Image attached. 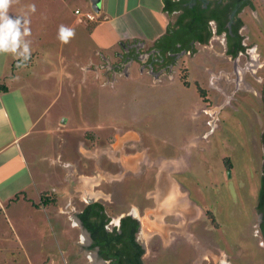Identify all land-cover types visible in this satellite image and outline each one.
<instances>
[{
    "label": "rangeland",
    "instance_id": "1",
    "mask_svg": "<svg viewBox=\"0 0 264 264\" xmlns=\"http://www.w3.org/2000/svg\"><path fill=\"white\" fill-rule=\"evenodd\" d=\"M252 2L254 7H247L241 13L244 21L241 34L247 47L244 54L238 58L227 56L224 36L215 31L210 43L199 45L200 53L183 63L191 70L192 80L212 72L216 74L215 85L226 89L228 100L232 98L218 121L219 126L203 138L195 136L206 135L210 129L209 125H202L205 118L198 120L200 130L196 134L179 119L178 109L184 101L201 107L194 84L191 89L179 84L175 90L164 92L143 89L149 81L145 78L138 84L123 79L115 88L100 86L96 78L95 83L80 82L81 77L85 79V73L78 70L77 75L69 78L68 73H74V57L86 61L94 55L92 58L99 61L95 50L110 46L117 38L109 25H101L99 15L96 21H79L81 16L76 14V9L83 13L91 11L89 0L9 3L2 17L9 22L15 19L16 33L18 26L22 27L18 24L21 20L31 22V26L23 24V27L32 30H19L28 39H15L21 52L32 49L20 59L21 64L41 56L33 69L21 76V83H26L29 97L44 99L52 126L50 133L37 129L24 147L32 166L38 167L40 162L50 172L51 202L48 210H36L33 202L16 198L4 201L3 207L0 202V264H107L98 256L97 249L89 245L87 234L85 237L76 224L75 214L82 207L77 199L82 184L85 180L100 179L93 158L87 159L81 152V146H90L85 140L86 132L96 133L98 125H111L112 118L119 115L128 118L127 126L140 130L153 160L180 157L165 161L164 165L173 162L181 167L186 165L177 175L178 180L195 202L213 213L217 225L207 217L194 216L196 221L189 229L192 234L177 238L176 246L166 248L158 236L146 238L139 233L138 240L146 248L144 263L160 264L162 259L161 264H193L197 260L196 247L203 246L219 254L223 263L264 264L261 215L256 209L264 152V0ZM255 53L258 58L253 56ZM42 55L49 59H43ZM213 92L214 103L221 102L217 91ZM45 155L50 160L42 159ZM86 161L90 165H85ZM227 165L231 167L229 171ZM148 184V181L136 182L137 188L143 187L138 193L127 184L126 202L118 191L106 189L108 197L104 202L111 219L117 222L120 215L128 212L131 203L145 204ZM30 191L31 197L38 201L36 190L30 188Z\"/></svg>",
    "mask_w": 264,
    "mask_h": 264
},
{
    "label": "flooded vegetation",
    "instance_id": "2",
    "mask_svg": "<svg viewBox=\"0 0 264 264\" xmlns=\"http://www.w3.org/2000/svg\"><path fill=\"white\" fill-rule=\"evenodd\" d=\"M200 2H202V8H207L210 4L209 0H190L184 5L193 7ZM229 4L230 9L226 15L221 14L222 19L224 18L226 21L227 30L220 35L224 36L226 43L225 54L232 58H238L245 53L246 49H240L238 55H233L238 47L235 31L237 30L238 34L242 35L241 29L244 26V21L241 18V13L245 8L254 7V5L252 0H230ZM241 8L242 10L239 11ZM209 14V12L205 13V21L210 16ZM241 21H243V25L238 29ZM208 23L212 25L213 31L217 32L218 21L209 20ZM204 30L201 34L177 39L175 42L173 40L148 42L137 37L120 40L117 49L108 53L99 51V61L95 63L92 61L90 65L86 66V70H93L97 78L104 79V86H112L113 88L116 84H121L123 79L133 80L136 84L141 83L144 78L149 79L143 89H158L164 92L175 90L179 84L185 89H191L193 88L192 84H194L197 95L201 99V107H193L192 101H184L178 109L179 119L181 120L180 123L184 124L189 131L196 134L200 130L197 125L198 120L205 118L202 125L210 126L206 135H193L203 138L219 126L218 121H220L229 102L226 89L214 83L216 74L212 72L211 75L206 74L202 78L200 77L201 79L198 77L192 80L191 70H188L187 66H183L185 60L189 57L193 59L200 53L199 45H208L214 37L213 35L208 43L204 42L203 40L208 35L210 28ZM242 46L246 47L244 39ZM213 91H217V95L222 99L221 102L214 103V96L216 95ZM112 120L114 122L111 125H98L95 130L96 133L86 132L89 137H92L90 134L94 133L95 137L89 138L85 135V140L90 143V146H81L82 155L87 159L93 158V164L100 175V179L95 178L96 180L93 179L92 182L89 180L91 184L85 180L82 184L81 193H78L77 198L82 205L81 209L76 210L77 224L87 234L89 245L97 249L98 256L105 263L110 264L112 259L102 253L104 236L108 233H121L123 219L131 217L132 219L126 220V223L131 228L135 223L138 226L136 240L145 249V253L142 255L143 264H145L146 248L144 242L138 240V234L143 233L146 238L158 236L165 248L172 245L176 246L177 238L192 234L189 229L191 224L196 221L192 218L195 210H197V205L200 204L195 203L191 198L190 191L178 180L177 175L186 169V165L182 164L181 167V164L175 162L169 166L164 165L166 159L177 160L180 158L179 156L153 160L149 155V148L145 145L140 130L127 126L129 125L127 124L129 123L128 118L119 115ZM122 122L126 123L123 124ZM85 165H90V163L86 161ZM230 168V165H227L228 171ZM142 181L149 182L145 192L147 202L142 203V205L125 203L127 207L130 206L128 212L120 215L117 222L112 220L104 202V199L108 197L106 189L118 191L126 202L124 187L130 184L129 186L135 187L133 192L138 193L142 191L143 187L142 189L137 188L136 182ZM98 186L100 188H97ZM195 204L197 205L194 206ZM200 209L202 214L197 218L207 217L217 227L213 213L205 210L201 205ZM257 211L261 215L260 235L261 244L264 246L261 229L264 213L262 210ZM85 217L87 219L89 217L93 222L98 223L97 229L99 231L104 230V232H100L98 238H95L86 226ZM113 222H115L114 226L110 227V223ZM102 223H104V229L101 226ZM165 243L168 245L166 246ZM140 249L138 248L139 251ZM196 249L198 251L197 260L195 259L193 264H228L223 263L221 256L208 247L198 246ZM162 261L161 259L160 264Z\"/></svg>",
    "mask_w": 264,
    "mask_h": 264
},
{
    "label": "crops",
    "instance_id": "3",
    "mask_svg": "<svg viewBox=\"0 0 264 264\" xmlns=\"http://www.w3.org/2000/svg\"><path fill=\"white\" fill-rule=\"evenodd\" d=\"M172 1L176 2L178 10L174 15L179 14L186 7L180 0ZM13 2L14 0H0V202L3 207L4 201L12 200L19 194H23L16 198L17 201L33 202L36 210H48L50 209V172L41 167L40 162L38 167L32 166L26 155L24 144L37 129L41 133H50L52 125L50 118L47 117L49 106L44 107V99L29 97L26 93V83H21V76L33 69L36 59H40L41 56L21 64L20 59L30 54L32 49L21 52L20 48L16 47L15 39L19 41L28 39L19 30L32 29L29 27L31 26L30 19H26L25 23L21 22L25 20L18 23L22 27L18 26L17 33L14 30L15 19L10 22L3 20L5 18L2 15L6 12L2 14V11ZM99 16L101 25H109L117 38L108 47L101 46V49H93L96 54L99 51L108 53L110 50L117 49L118 42L124 39L137 37L154 42L167 31L168 25L175 18L166 11L165 0H103L102 12ZM79 21L81 22L80 17ZM9 24L10 27H8ZM23 24L29 25L28 28L23 27ZM8 33L13 37L11 38ZM42 57L45 60L49 59L45 55ZM92 57L89 56L86 61L74 57L72 60L74 73H68L69 78L77 75L78 70V72L85 73V79L81 77L80 82L91 84L95 83L96 78L100 86L104 85V79L97 78L93 70L84 72L86 66L92 61L98 62ZM61 60H63L62 56ZM60 78L62 81L63 77ZM90 135L94 136V133ZM41 142L47 143L43 139ZM42 159L50 160V157L45 155ZM30 188L33 191L36 190L38 201L31 197Z\"/></svg>",
    "mask_w": 264,
    "mask_h": 264
},
{
    "label": "trees",
    "instance_id": "4",
    "mask_svg": "<svg viewBox=\"0 0 264 264\" xmlns=\"http://www.w3.org/2000/svg\"><path fill=\"white\" fill-rule=\"evenodd\" d=\"M181 3H185L190 0H180ZM210 4L207 8H202L201 3L197 6L186 7L180 12L179 14L174 13L177 10L176 2L172 0H165V9L168 11L169 15L172 17L175 16L174 21L168 25L167 31L160 36L156 41L163 42L166 40H173L174 42L177 39H184V37H190L195 34H201L204 29H208L209 33L206 38L203 40L204 42H209L211 37L214 35V31L212 29V25L208 23L210 20H217L218 21V30L217 33L221 34L227 30L226 28V21L222 15H226V13L230 9V0H209ZM216 4V5H215ZM215 7H212L214 6ZM212 7V8H211ZM242 8L239 10L241 11ZM209 12L210 16L207 17L205 21V13ZM222 14V15H221ZM90 24V22H89ZM88 24V25H89ZM91 25V24H90ZM243 25V21L239 23L238 29ZM93 27V26H92ZM236 38H237V48L235 49L234 56L238 55L240 49H247V47L242 46L243 36L239 35L237 30L235 31ZM263 105H264V81H263ZM264 109V108H263ZM262 140L264 144V131L262 133ZM228 163V160L226 159ZM17 196L16 198H18ZM257 210H262L264 213V152H263V174L261 180V187L259 192V200L257 204ZM86 226L92 232V235L95 238L100 236V232H104V230H98L97 226L98 223L93 222L92 219L85 217ZM132 219L131 217H125L122 222V232L121 233H108L105 234L103 239V247L102 253L106 254V257L112 259L110 264H143L142 255L145 253V249L142 245L136 240V233H137V224L131 228L127 223L126 220ZM135 222V221H134ZM104 223L101 224L102 228ZM104 229V228H103ZM262 234L264 237V215L263 221L261 223ZM138 248H141L140 251Z\"/></svg>",
    "mask_w": 264,
    "mask_h": 264
},
{
    "label": "water",
    "instance_id": "5",
    "mask_svg": "<svg viewBox=\"0 0 264 264\" xmlns=\"http://www.w3.org/2000/svg\"><path fill=\"white\" fill-rule=\"evenodd\" d=\"M102 1L103 0H89L92 10L97 15H100L102 12ZM174 160L175 159H166V161H174ZM196 205L197 204H195L194 206H196ZM201 214H202V210L200 209V205L199 206L197 205V210H195V214H194L195 218L199 217ZM195 218H192V219H195Z\"/></svg>",
    "mask_w": 264,
    "mask_h": 264
},
{
    "label": "built area",
    "instance_id": "6",
    "mask_svg": "<svg viewBox=\"0 0 264 264\" xmlns=\"http://www.w3.org/2000/svg\"><path fill=\"white\" fill-rule=\"evenodd\" d=\"M76 14L80 15L81 20L82 19H87L89 21H96L97 20V14L91 10L87 13H83L80 9H76Z\"/></svg>",
    "mask_w": 264,
    "mask_h": 264
},
{
    "label": "bare ground",
    "instance_id": "7",
    "mask_svg": "<svg viewBox=\"0 0 264 264\" xmlns=\"http://www.w3.org/2000/svg\"><path fill=\"white\" fill-rule=\"evenodd\" d=\"M254 56H255L256 58H258V54L255 53ZM84 235H85V233H84ZM85 237H86V235H85Z\"/></svg>",
    "mask_w": 264,
    "mask_h": 264
}]
</instances>
